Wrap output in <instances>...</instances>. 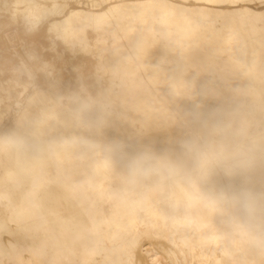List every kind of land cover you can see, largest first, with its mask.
<instances>
[{"label": "bare ground", "instance_id": "1", "mask_svg": "<svg viewBox=\"0 0 264 264\" xmlns=\"http://www.w3.org/2000/svg\"><path fill=\"white\" fill-rule=\"evenodd\" d=\"M241 131L264 134V0H0V264H264L220 201L264 192V158L216 163Z\"/></svg>", "mask_w": 264, "mask_h": 264}, {"label": "clouds", "instance_id": "2", "mask_svg": "<svg viewBox=\"0 0 264 264\" xmlns=\"http://www.w3.org/2000/svg\"><path fill=\"white\" fill-rule=\"evenodd\" d=\"M12 142L21 153L33 147L22 136L12 137ZM115 147L123 152L122 143H117ZM260 158H264V134L253 136L241 131L232 143L221 150L215 160L218 164L228 166V171L248 172ZM124 159L127 177L133 183L151 176L161 166L159 157L150 149L125 155ZM220 201L237 229L247 237L248 243L264 250V192L244 188L222 193Z\"/></svg>", "mask_w": 264, "mask_h": 264}]
</instances>
